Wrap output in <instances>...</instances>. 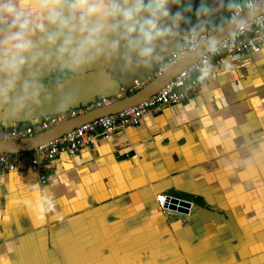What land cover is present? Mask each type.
Masks as SVG:
<instances>
[{"label": "crops", "instance_id": "crops-1", "mask_svg": "<svg viewBox=\"0 0 264 264\" xmlns=\"http://www.w3.org/2000/svg\"><path fill=\"white\" fill-rule=\"evenodd\" d=\"M242 1L170 4L183 20L150 68L101 57L73 74L54 55L38 61L39 105L18 115L0 106V125L132 96L161 74L182 36ZM203 72L194 100L155 108L75 155L62 152L44 184L28 166L0 171V264H264V46ZM171 199L187 202L188 214Z\"/></svg>", "mask_w": 264, "mask_h": 264}, {"label": "clouds", "instance_id": "clouds-1", "mask_svg": "<svg viewBox=\"0 0 264 264\" xmlns=\"http://www.w3.org/2000/svg\"><path fill=\"white\" fill-rule=\"evenodd\" d=\"M173 3L180 7L179 0H0V106L11 105L18 115L30 103L39 105L41 85L31 69L40 60L49 63L53 55L63 71L73 74L101 57L121 59L125 69L134 62L150 68L154 56L160 59L157 46L174 36L183 20L181 11L171 12ZM259 3L264 0H249L250 16ZM238 17L239 11L232 18L236 29L249 30L250 24ZM197 27L204 30L202 24ZM192 33L197 35V28ZM208 44L214 53L216 40L209 38ZM25 68L28 80L22 79Z\"/></svg>", "mask_w": 264, "mask_h": 264}, {"label": "built area", "instance_id": "built-area-1", "mask_svg": "<svg viewBox=\"0 0 264 264\" xmlns=\"http://www.w3.org/2000/svg\"><path fill=\"white\" fill-rule=\"evenodd\" d=\"M248 3L249 0L235 3L229 15L219 22L211 24L195 36L192 32L182 36L179 45L171 52L160 68V73L202 46L224 25L231 22L237 11H239L238 18L249 12ZM262 4L264 3H259L258 6ZM247 22L250 24L249 30L241 33L235 28L217 43V50L214 53L209 50L206 51L198 59L182 68L156 93L139 103L112 114L95 117L35 150L15 154H0V171L10 172L19 170L22 166H28L38 174L40 183L44 184L51 171V162L62 152L75 155L82 149L91 147L100 136L137 126L144 115L155 108L178 105L194 100L206 81L204 69L218 64L225 56H241L260 52L264 46V13ZM233 32L236 33L235 37L231 35ZM111 103L109 98H99L80 108L44 116L30 126L0 125V141H16L33 137L79 115L106 107Z\"/></svg>", "mask_w": 264, "mask_h": 264}, {"label": "water", "instance_id": "water-1", "mask_svg": "<svg viewBox=\"0 0 264 264\" xmlns=\"http://www.w3.org/2000/svg\"><path fill=\"white\" fill-rule=\"evenodd\" d=\"M263 13H264V4L258 6V11L254 16H250L249 12H246L238 19L248 21ZM235 28H236L235 24H233L231 21L228 24L224 25L211 38L215 39L216 42L218 43L221 39L227 36ZM208 48H209V44L207 40L197 50L190 53L189 55L178 61L176 64L172 65L171 67L161 72L159 76H157L151 83H149L139 92L133 94L132 96L124 100L114 102L106 107H102L100 109L79 115L76 118L63 122L41 134L35 135L30 138L16 140V141H0V154H15V153H22V152L35 150L37 147L46 144L70 132L74 128L78 127L79 125L95 117L112 114L139 103L143 99L148 98L152 94L156 93L162 86H164L169 80H171L182 68H184L189 63L195 61L196 59H198L200 55L208 51ZM169 207L171 209L177 210L182 214H188L189 212V204L184 201L171 199L169 203Z\"/></svg>", "mask_w": 264, "mask_h": 264}]
</instances>
